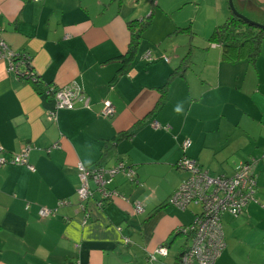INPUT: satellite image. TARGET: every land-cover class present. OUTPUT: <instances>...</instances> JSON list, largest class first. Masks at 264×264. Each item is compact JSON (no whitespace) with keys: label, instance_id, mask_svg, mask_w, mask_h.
Instances as JSON below:
<instances>
[{"label":"crops","instance_id":"1","mask_svg":"<svg viewBox=\"0 0 264 264\" xmlns=\"http://www.w3.org/2000/svg\"><path fill=\"white\" fill-rule=\"evenodd\" d=\"M233 4L264 24V0ZM151 13L152 27L124 73L127 23ZM231 14L228 0H0V36L31 59L40 87L75 81L89 106L57 109L0 60V158L29 146L35 168L0 167V264H147L160 246L168 255L155 264H176L189 239L173 234L200 212L169 201L188 176L175 167L184 156L212 176L253 162L254 199L237 218L222 216L225 248L214 264H264V42L254 62L210 46L209 35ZM188 26L194 37L170 36ZM147 51L151 62L143 59ZM188 51V69L169 79ZM104 102L113 117L100 115ZM119 162L133 168L137 182L118 173L108 189L122 197L99 204L90 180L92 196L80 205L77 164ZM60 201L68 204L58 209ZM134 202L143 213L132 214ZM40 208L57 212L41 219Z\"/></svg>","mask_w":264,"mask_h":264},{"label":"built area","instance_id":"2","mask_svg":"<svg viewBox=\"0 0 264 264\" xmlns=\"http://www.w3.org/2000/svg\"><path fill=\"white\" fill-rule=\"evenodd\" d=\"M28 59H25V55L19 56L13 52L0 36V60L7 62L8 73L26 76L29 73V69L26 68ZM143 59L153 61L151 52L147 51L143 55ZM45 93L55 103L57 109L70 110L79 102H82L84 107H89L88 99L75 81L61 87L48 86ZM100 115L104 118H111L115 115V109L108 102H104ZM47 119L54 122L56 111L49 112ZM189 145L190 143L185 141L183 148L186 149ZM29 150L30 147L26 146L21 154L12 156L9 160L0 158V167L7 164L21 165L30 172H35L34 166L28 160ZM175 167L179 171L186 172L188 176L171 195L170 204L180 210H185L192 204L200 207V212L195 216L192 224L180 228V233L189 239L188 247L181 254L180 264H214L225 248L222 216L228 213L237 218L244 212L247 204L254 199L256 180L253 173V162L238 165L231 176H212L202 170L195 160L185 156L177 161ZM76 169L80 181L76 195L80 205H83V202L92 196L93 192L89 187L90 180L96 186L95 193L99 195V204L115 197H122L116 191L108 189L109 181L118 173L124 174L130 182H137L133 168L126 167L123 162L109 168L99 165L94 169L86 168L78 163ZM67 204L66 201H60L57 208ZM57 208H40L38 216L41 219L53 217L56 215ZM143 211V206L140 203H132L133 215L143 213ZM87 219L88 215L85 213L83 224ZM156 253L166 255L167 249L165 246H160L156 249ZM148 259L153 260L151 256H148Z\"/></svg>","mask_w":264,"mask_h":264},{"label":"trees","instance_id":"3","mask_svg":"<svg viewBox=\"0 0 264 264\" xmlns=\"http://www.w3.org/2000/svg\"><path fill=\"white\" fill-rule=\"evenodd\" d=\"M152 13L147 18L145 17L141 20L135 19L127 23V28L130 34V43L126 54H124L122 57V63L125 64V66H123L122 68V71L124 73L133 64L134 58L132 56L138 48L140 41H142L144 33L152 27ZM240 15L238 16L237 14L232 13L223 23L213 29L207 41L210 46L213 44L217 45L220 48L222 55L226 58H230L232 55L245 56L248 60L254 62L259 55L261 44L264 42V30L260 27V24H257L258 22L256 20V17H254V19L252 17L248 18L257 23L243 17L246 15ZM180 34L188 35L189 38L194 37L189 26L186 28H178L174 30L170 34V36ZM16 54L19 56L24 55L23 53ZM25 59H28L26 55ZM190 60H192V54L188 51L187 55L181 61L180 66L171 71V73L169 74V79L177 73L183 75L186 69H188L189 67ZM27 61L28 62L26 63V68H32L31 59L29 58ZM28 77L30 78V76ZM34 77L35 78L32 80V84L36 89L42 90L43 92L46 90V88H48V86H51L48 84V86L46 85L47 87L45 86L44 89H42L39 83H37L36 76ZM24 78L27 77L24 76ZM165 87L166 84H164V86L160 88V90L162 92H166ZM109 151H111V146L107 145L103 155H106ZM97 166H99L98 163L94 165V167ZM180 230L181 229L176 230L173 236H179L181 234ZM181 256L182 255L178 256L176 264H180Z\"/></svg>","mask_w":264,"mask_h":264},{"label":"rangeland","instance_id":"4","mask_svg":"<svg viewBox=\"0 0 264 264\" xmlns=\"http://www.w3.org/2000/svg\"><path fill=\"white\" fill-rule=\"evenodd\" d=\"M233 1L234 0H232V3H233ZM233 6L234 7H236L235 6V4H233ZM236 10V9H235ZM237 11V10H236ZM238 12V11H237ZM239 13V12H238ZM240 14V13H239ZM253 14V13H252ZM251 14V16L250 15H248V14H246L247 16H243V17H245L246 19H248V20H250V21H252V22H255V21H253V20H251L250 18H248V17H252L253 19H254V17H256L255 15H252ZM187 15H190V13H187ZM257 18V17H256ZM255 23H257V22H255ZM257 24H259V23H257ZM260 25H264V24H260ZM154 35H156V34H149V37L150 38H152ZM205 43L204 42H200L199 43V47H200V49H202L203 47H205ZM158 51V50H157ZM36 76V74L33 72V68H30L29 69V73L26 75V77H28V76H30V78H26L27 79V81L28 82H31L32 83V80L35 78L34 76ZM36 78H37V76H36ZM31 80V81H30ZM37 83H40V81H39V79L37 78ZM48 86V85H47ZM46 86V87H47ZM63 86V85H62ZM55 87H61V86H55ZM7 165H11V164H7ZM192 206L197 210L199 207L198 206H196V205H194V204H192ZM198 207V208H197ZM177 240H181L180 239V237H178L177 238ZM174 243H175V241H174ZM173 245V244H172ZM171 245V246H172ZM168 252H169V249H168ZM168 255V253L166 254V255H158L157 253H156V250H154L153 252H150V253H148V255H147V258L146 259H144V263H147V264H155V263H158V262H160V260L162 261L164 258H166V256ZM148 256H151L152 257V259L153 260H150V259H148ZM195 264H197V263H195Z\"/></svg>","mask_w":264,"mask_h":264},{"label":"water","instance_id":"5","mask_svg":"<svg viewBox=\"0 0 264 264\" xmlns=\"http://www.w3.org/2000/svg\"><path fill=\"white\" fill-rule=\"evenodd\" d=\"M228 3H229V7H230L232 13H233V14H237V15L239 16L240 14L235 10V8H234V6H233V3H232V0H228ZM240 16H241V15H240ZM260 27L264 30V25H260ZM91 169H94V166L91 167Z\"/></svg>","mask_w":264,"mask_h":264},{"label":"clouds","instance_id":"6","mask_svg":"<svg viewBox=\"0 0 264 264\" xmlns=\"http://www.w3.org/2000/svg\"><path fill=\"white\" fill-rule=\"evenodd\" d=\"M176 111H177V112H179V111H180V109H179V108H177V109H176Z\"/></svg>","mask_w":264,"mask_h":264}]
</instances>
